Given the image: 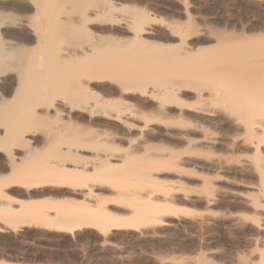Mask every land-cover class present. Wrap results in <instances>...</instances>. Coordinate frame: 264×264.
Listing matches in <instances>:
<instances>
[{
  "label": "bare ground",
  "instance_id": "1",
  "mask_svg": "<svg viewBox=\"0 0 264 264\" xmlns=\"http://www.w3.org/2000/svg\"><path fill=\"white\" fill-rule=\"evenodd\" d=\"M122 3L19 0L22 14L0 11V232L107 235L192 216L160 176L204 175L216 144L206 129L219 121L253 150L259 184L247 202L264 232V35L235 44L212 31L217 47L194 49L186 42L204 31L184 13L187 25L166 26L179 42L157 46L145 36L166 23L143 10L118 16ZM253 246L239 264H264V240Z\"/></svg>",
  "mask_w": 264,
  "mask_h": 264
},
{
  "label": "rangeland",
  "instance_id": "2",
  "mask_svg": "<svg viewBox=\"0 0 264 264\" xmlns=\"http://www.w3.org/2000/svg\"><path fill=\"white\" fill-rule=\"evenodd\" d=\"M18 1L0 0V11L22 14L20 10H14ZM121 1L125 7L118 12V16L127 15L129 11L143 10L166 23L153 25V34L145 36L150 44L157 46L176 45L179 40L170 37L167 23L187 25L183 22L188 15L191 24L204 32L192 35L186 45L205 52L217 47L214 31L226 32L227 39L230 38L235 44L253 38L252 36L264 35V0ZM12 6L15 8L11 9ZM185 8L188 13L184 12ZM5 79L7 80L6 76L0 77L1 86H4ZM100 88H103L106 95H110L113 90L108 84H102ZM216 123L210 125L211 129H206L209 132L207 135L216 141L213 146L215 151H212L214 154H208L212 158L208 156L211 161L207 165L212 163V169L209 167L210 169L204 170L207 172L202 171L204 175L207 174L208 181L204 177L207 183L202 181L203 173V176L197 174L194 177V174H189L191 179L187 175L181 176L183 179L173 174L160 176L164 184L169 181L167 186L177 191L172 196L174 198L171 197L174 204L188 209L192 216L185 218L179 214L166 218V225L141 230H113L107 235L93 229L79 231L74 235L38 228H23L15 232L4 229L0 232V260L23 264H195L196 258L203 256L207 264H239L237 260L240 257L247 258L254 251L256 239L264 240V232L250 222V218L261 217L247 202L255 197L254 189L259 182L252 168L253 150L243 146L241 137L236 139L234 136L237 135L233 136L235 130H231L230 125L231 129L227 126V121ZM232 136L236 139L235 144L229 142ZM153 142L150 144L159 143ZM115 143L119 142L115 139ZM124 143H120L123 144L122 147L127 146ZM135 143L137 142H133L131 148L133 145L136 148L140 142L137 145ZM159 144L151 147L159 152V148H156ZM261 151L264 152V147ZM217 162L221 168L214 167ZM110 208L115 211L119 209L113 206ZM110 208L108 207L112 210ZM115 211L113 212L119 215L122 212L125 214L123 210ZM66 238H70V241L65 240ZM67 253L71 255H66Z\"/></svg>",
  "mask_w": 264,
  "mask_h": 264
},
{
  "label": "trees",
  "instance_id": "3",
  "mask_svg": "<svg viewBox=\"0 0 264 264\" xmlns=\"http://www.w3.org/2000/svg\"><path fill=\"white\" fill-rule=\"evenodd\" d=\"M65 240L70 241V238H66ZM62 244H64V243H62ZM53 254H54V255H57V253H53ZM61 255H64V253H62ZM66 255H71V254L67 253Z\"/></svg>",
  "mask_w": 264,
  "mask_h": 264
}]
</instances>
